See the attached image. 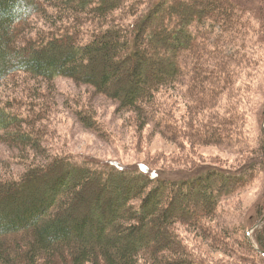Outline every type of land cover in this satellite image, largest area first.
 <instances>
[{
  "label": "trees",
  "instance_id": "1",
  "mask_svg": "<svg viewBox=\"0 0 264 264\" xmlns=\"http://www.w3.org/2000/svg\"><path fill=\"white\" fill-rule=\"evenodd\" d=\"M235 6L234 0H0V85L20 72L50 84L73 78L136 112L141 129L153 123L169 136L178 125L156 109L159 94L184 83L186 58L195 61L206 50L203 25L236 28ZM208 80L217 89L218 78L203 72L194 87ZM12 107L0 100V138L44 153L41 113L21 116ZM78 115L101 130L93 110ZM224 127H208V143H220ZM43 155L21 176L0 177V264H206L180 226L210 239L223 201L243 193L264 166V149L237 169L206 164L192 172ZM263 219L264 212L255 226ZM250 229L249 244L264 256V223L253 240Z\"/></svg>",
  "mask_w": 264,
  "mask_h": 264
},
{
  "label": "rangeland",
  "instance_id": "2",
  "mask_svg": "<svg viewBox=\"0 0 264 264\" xmlns=\"http://www.w3.org/2000/svg\"><path fill=\"white\" fill-rule=\"evenodd\" d=\"M234 3L236 28L225 30L212 21L203 25L201 42L206 50L195 61L186 58L190 73L184 83L159 94L156 109L177 123L178 129L169 135L176 140L157 131L153 123L141 129L136 112L120 110L117 100L94 86L69 77L50 84L20 72L0 85V100L12 104L21 116L41 113L38 124L44 153L34 154L31 148L24 152L0 138V177H19L34 158L49 153L83 163L93 159L128 166L148 163L153 170L185 168L192 172L189 169L196 165L237 169L247 164L264 149V0ZM219 64L224 67L218 68ZM202 72L204 77L218 78L217 89L211 80L194 87L200 85L194 76ZM82 108L93 110L101 130L81 120ZM220 124L225 126L218 131L222 141L208 143L213 134L207 133L208 127ZM258 169L243 193L223 201L211 224L210 239L180 226L187 246L206 264H264V256L252 249L245 231L264 212V166Z\"/></svg>",
  "mask_w": 264,
  "mask_h": 264
},
{
  "label": "water",
  "instance_id": "3",
  "mask_svg": "<svg viewBox=\"0 0 264 264\" xmlns=\"http://www.w3.org/2000/svg\"><path fill=\"white\" fill-rule=\"evenodd\" d=\"M264 223V219L260 222V223H258L256 226H254L252 229H251V231H250V237H251V239L253 240L254 238H253V233L256 231V229H258L262 224ZM255 243V242H254ZM256 247H257V245H256ZM259 248V247H258Z\"/></svg>",
  "mask_w": 264,
  "mask_h": 264
}]
</instances>
